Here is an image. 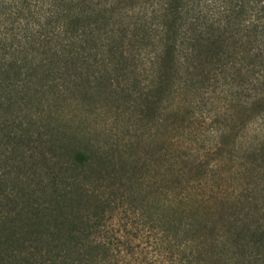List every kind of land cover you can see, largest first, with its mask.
<instances>
[{
  "label": "trees",
  "instance_id": "16d2710c",
  "mask_svg": "<svg viewBox=\"0 0 264 264\" xmlns=\"http://www.w3.org/2000/svg\"><path fill=\"white\" fill-rule=\"evenodd\" d=\"M89 9L96 10L97 19L104 24H108L107 11L120 23L135 20L127 29L146 35L144 61L133 59L146 68L147 151L157 139L161 116L177 112L181 90L196 83H201L197 88L201 90L219 84L232 125L216 134L215 147L221 151L232 140L233 150L241 139L237 151L253 167H247L246 161L235 162L231 153L226 171L214 165L218 181L209 186L203 180L208 199L200 196L196 201L217 203L215 212L227 228L198 238L191 234L192 223L167 215L171 205L161 198L168 194L159 181L171 172V164L161 157L146 160V242H134L135 235L131 238L126 230H115L104 217L116 208H111L113 201L107 197L109 186L102 185L106 180L101 169L113 168V162L101 150L78 149L58 136L47 140V131L41 130L45 124L32 121L45 110V104L29 97L24 107L33 108V114L26 126L37 131L36 140L25 132L19 136L6 121L0 124V131L14 143L12 152L19 150L18 170L25 168L26 152L18 149L21 143L37 151L48 172L41 174L33 165L29 183L17 178L19 189L12 184L0 194L13 205L0 214V264H141L145 244L146 264H203L207 255L223 256L224 264H264V222L258 223L264 220V0H0V93L4 91L8 97L27 93L36 73L47 83L68 80L75 92L90 82L85 71L101 68L105 75L110 70L121 76L130 61L124 47L127 29L111 28L93 36L97 20L89 21ZM206 66L210 67L207 71ZM114 79L119 83L118 77ZM125 90L129 97L135 95ZM37 91L40 93L37 89L32 95ZM168 97L177 102L164 106ZM3 104L10 108L15 102L9 97L0 107ZM44 146L49 147L51 165ZM151 165L160 178L150 177ZM190 169L202 172L204 165L194 162ZM61 172L70 174L60 178ZM105 176L111 177L110 173ZM247 178L251 182L244 184ZM86 182L97 185L87 187ZM185 193L181 200L187 202L190 192ZM231 234L234 238L226 236ZM207 248L217 250L209 254Z\"/></svg>",
  "mask_w": 264,
  "mask_h": 264
},
{
  "label": "rangeland",
  "instance_id": "374dc122",
  "mask_svg": "<svg viewBox=\"0 0 264 264\" xmlns=\"http://www.w3.org/2000/svg\"><path fill=\"white\" fill-rule=\"evenodd\" d=\"M93 11L89 9L91 14L89 21L93 23V20H97L93 24L94 29L92 31V35L96 37L97 35H103L111 28L117 31L127 29V25L131 28L132 22L135 21L122 20V23H120L116 15L114 16L111 11H107L104 16L108 24H104L97 19L98 12L95 10L93 13ZM129 28L125 31L126 39L124 41V47L128 50L130 56V61L126 66L128 71L120 73L121 76H116L110 70L105 75L106 72L101 68L85 71L84 73L87 74L90 82L88 85L78 86L76 92L73 84L68 80L56 79L47 83V81L41 79L40 73H36L27 93L10 94L11 101L15 102L13 107L6 108L5 104L0 107V124L6 121L5 124L9 123L13 132H17L19 136L25 132L32 135L31 140H36L37 131L26 126V122L33 114V108L32 110H26L24 107V102L30 97L31 100H40L45 104V110L41 112L40 116L32 117V121L38 119L36 122L38 126L45 124V127L41 130L47 131V140L58 136L65 140V143H70L75 148L84 149V146H86L91 150L104 152L111 163L113 162L114 167L101 169V176L106 181H102L104 179H100V181H102V185L109 186V189L106 190V193L109 194L107 197L113 201L111 208L113 206L116 208L114 212L104 214V217L106 223L112 222L115 230L118 228L122 233L126 230L130 233L131 238H134L135 235L134 242H146V160L150 162L156 157H161L167 164H171L169 165L171 172L166 174L163 181V177L159 181L160 185L164 187V192L168 194L166 197L161 198H166L171 205V208L167 209L169 218L174 217L179 221L182 217V223H192L194 230L191 234L194 237L208 236L211 230L224 232L227 225L226 221L215 212L219 209L217 203L210 202L211 199L202 203H198L196 200L200 196L208 199L209 189L203 186V180L208 182L209 186H211V183L214 185L218 181V176L215 173L216 166L214 165L219 164V169L223 172L226 171L230 164L227 161L229 153L232 154L235 162L238 160L246 161L247 167H253L249 164V160H246L241 152L237 151L241 139L238 143H235L233 150L230 147L232 140L224 144L221 151H218L215 147L216 134L228 130L232 125L229 120L230 110L227 106V100L223 97V94H219L221 91L219 84L201 90L197 89L201 83H196L190 89L181 90L177 95V99L180 101L177 112L161 116L162 124L159 126L157 139L152 145V150L147 151L146 68L144 69L143 66L145 65L141 66L139 62L133 59L140 58L144 61L146 35ZM142 37L143 40L140 43L138 40H141ZM11 56L13 55L10 54V58ZM209 68V66H206V71ZM180 73L181 71H179ZM63 74L67 76L71 72H63ZM115 77H118L117 81L119 83L115 82ZM105 78L108 81H105ZM122 78L127 79V81H122ZM50 85H53V87L50 88ZM37 89L40 93L37 91L38 94L33 96L32 93ZM125 89L130 93L134 92L135 95L129 97ZM43 90L44 92H42ZM58 92H61L60 97H56ZM9 97L4 94V91L1 92L0 102H5L6 98ZM20 100L23 101L22 105ZM176 102L171 101L168 97L163 101V105L175 104ZM19 122L22 123V127L18 126ZM3 134L4 132L0 131V194L2 191L4 193L8 191L7 189L12 184H15L16 189H19L20 183L16 184L17 181H15L17 178L22 182L27 181L29 183L32 178L33 171L31 167L33 165L36 166L39 173L42 172L41 174L48 172L43 161H40L37 151L31 150L25 144L22 146L21 143H19L18 149L21 147L26 152L24 153L26 166L24 165L25 168L22 167V170H18L16 162L19 160V150L12 152L15 145L12 141L6 139ZM61 143L63 144V141ZM48 148V146L43 148L46 159L51 158ZM65 159L66 157L63 156L61 161L65 162ZM52 161L50 159L48 163L51 165ZM194 162H200L204 165L202 172L190 169L194 166ZM113 169H115L114 172ZM106 173L111 175L109 180L106 179ZM69 174L68 172H61L60 178H67ZM157 174L156 166H153L149 175L156 179L160 178L161 176H156ZM27 176L30 177L27 178ZM44 179L46 181V177ZM110 182L112 183L110 184ZM198 182L200 184L195 188L194 186ZM242 182L248 184L251 179L247 178ZM85 184L87 187L97 185L87 182ZM260 188L261 186H258L256 189L259 190ZM185 192H190L188 193L190 199L187 202L181 200L186 194ZM0 197V214L3 215L5 210H9L13 205L3 199V195H0ZM261 200L260 198V202ZM258 205L261 206V203ZM110 215H112V220L108 219ZM263 222L264 220H258L259 224ZM226 236L234 238L233 234ZM142 249L140 258L144 262L141 264H146V244ZM216 250V248H213L212 251L208 250V252L209 254L211 252L215 253ZM203 260V264H224L223 256L217 259L215 256L209 258V255H207ZM131 263H134L133 260Z\"/></svg>",
  "mask_w": 264,
  "mask_h": 264
}]
</instances>
